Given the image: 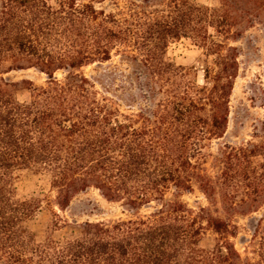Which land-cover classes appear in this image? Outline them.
Instances as JSON below:
<instances>
[{
	"label": "trees",
	"instance_id": "16d2710c",
	"mask_svg": "<svg viewBox=\"0 0 264 264\" xmlns=\"http://www.w3.org/2000/svg\"><path fill=\"white\" fill-rule=\"evenodd\" d=\"M254 27L264 33V0H0V264H264V214L254 260L236 252L229 222L264 204V120L252 141L223 144L206 167L229 120L233 43ZM180 39L203 51L202 85L166 56ZM113 58L126 73L98 90L82 70ZM29 69L45 83L4 77ZM19 170L46 175L61 210L92 188L134 214L38 242L25 224L40 203L17 198ZM194 188L206 206L178 199ZM65 222L55 215L51 228Z\"/></svg>",
	"mask_w": 264,
	"mask_h": 264
},
{
	"label": "rangeland",
	"instance_id": "374dc122",
	"mask_svg": "<svg viewBox=\"0 0 264 264\" xmlns=\"http://www.w3.org/2000/svg\"><path fill=\"white\" fill-rule=\"evenodd\" d=\"M193 3L209 8L216 7L219 0H191ZM54 3V0H51ZM239 50V74L234 82V88L230 97V113L226 132L223 138L214 140L211 147L206 151L209 156L206 159V167L211 170V156L216 155L223 144L238 145L246 141H252L254 128L259 125V121L264 120V33L260 27L247 30L242 37L233 43ZM166 56L176 66H180L190 74L198 85L203 83V68L205 58L202 49L194 45L188 39H180L172 42ZM126 67L119 64L117 58L112 61L92 65L82 71L86 76L96 80L98 90H103L108 86L111 76L114 73L125 72ZM5 78L19 82L30 80L35 86L45 83V76L33 69L23 71H11L4 75ZM108 91L119 97L120 103L125 109L126 99L121 93L115 92L110 86ZM19 101H27L29 93L27 90L18 88L15 92ZM17 198L20 200H36L40 203V209L28 220L25 228L40 242L47 238L60 240L71 238L78 234L81 225L86 222H107L116 219L131 217L134 213L126 208L122 203H111L106 201L97 190L87 189L76 194L65 210H61L55 202V193L49 186V179L43 173L34 170H19L15 173L14 181ZM169 199L173 196L168 195ZM189 208L196 209L198 206H206L207 203L196 188L191 193H183L178 197ZM157 205L145 208L141 213L151 212ZM264 204L257 213L246 216L234 215L229 222L237 226L236 236L230 237L236 252L242 259L254 260L257 258L258 238L254 235V227L263 218ZM58 215L66 222L59 228L52 229V222ZM219 218L228 219L226 215L219 211L214 214ZM213 237L204 239L203 245L212 243Z\"/></svg>",
	"mask_w": 264,
	"mask_h": 264
}]
</instances>
